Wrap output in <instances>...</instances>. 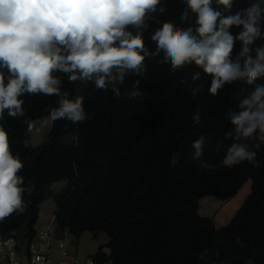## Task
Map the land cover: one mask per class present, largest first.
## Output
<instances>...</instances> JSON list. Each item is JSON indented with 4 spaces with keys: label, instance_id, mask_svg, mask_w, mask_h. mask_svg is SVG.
Here are the masks:
<instances>
[{
    "label": "trees",
    "instance_id": "16d2710c",
    "mask_svg": "<svg viewBox=\"0 0 264 264\" xmlns=\"http://www.w3.org/2000/svg\"><path fill=\"white\" fill-rule=\"evenodd\" d=\"M254 4L264 8V0H234L231 12L215 0L212 6L228 15ZM186 10L185 0H160L142 30L149 53L144 67L139 74L128 71L123 83L101 89L95 77L70 82L68 74L54 72L61 80V96L26 94L21 97L24 116L13 118L5 111L0 124L11 152L23 162L18 175L24 178L25 191L24 211L0 220L1 238L16 234L31 240L41 204L53 198L59 230L77 238L84 232L94 238L107 235L108 243L94 256L99 263L264 264V143L235 140L232 124L233 116L244 110L243 101L258 84L264 85V76L252 84L242 77L213 96L208 91L212 77L194 62L173 71L151 36L164 21L192 27L195 35V14L187 10L188 18L181 19ZM259 27V36L249 45L254 61L264 49V19ZM127 30L136 34L131 27ZM240 31L230 29L233 35ZM241 50L242 43L236 41L230 59L243 68ZM65 93L73 101L82 98L86 119L51 121L47 141L33 146L32 132L59 107ZM28 121H37L32 132ZM198 141L199 157L194 146ZM234 143L256 151V163L224 166ZM62 180L68 182L65 189L53 193L52 184ZM249 180L251 192L230 223L218 227L200 215L201 199L230 200Z\"/></svg>",
    "mask_w": 264,
    "mask_h": 264
},
{
    "label": "clouds",
    "instance_id": "9594fccd",
    "mask_svg": "<svg viewBox=\"0 0 264 264\" xmlns=\"http://www.w3.org/2000/svg\"><path fill=\"white\" fill-rule=\"evenodd\" d=\"M215 2L231 12L234 0ZM185 3L195 14V35L192 27L178 28L164 21L151 36L157 52L164 51L173 71L194 62L212 77L208 91L213 96L225 84L242 77H248L252 84L264 76V49L258 50L255 61L248 55L249 45L260 34L264 8L254 4L223 15L212 6L213 0ZM159 4L160 0H0V120L5 111L13 118L24 116L21 97L26 94L61 96V80L54 72L68 74L70 82L95 77L96 87L101 89L123 83L128 71L139 74L149 55L142 30L147 29L149 14L155 13ZM187 10L182 20L188 18ZM159 11L163 13L165 8ZM233 26L241 28L237 35L230 32ZM129 27L136 30L135 35L127 30ZM236 41L242 43L243 68L238 60L230 59ZM197 78L198 74L193 77ZM113 90L119 96V89ZM241 108L244 110L232 118L234 139L264 143V85L258 84ZM64 118L74 123L86 119L82 98L73 101L67 93L63 95L48 120ZM193 119L199 123V115ZM36 125L37 121H28V131ZM24 143L27 146V140ZM194 146L199 157L201 142ZM256 155L247 144L234 143L223 165L232 167L244 161L255 164ZM23 167L20 157L11 152L8 133L0 124V220L24 211V178L18 175Z\"/></svg>",
    "mask_w": 264,
    "mask_h": 264
},
{
    "label": "rangeland",
    "instance_id": "374dc122",
    "mask_svg": "<svg viewBox=\"0 0 264 264\" xmlns=\"http://www.w3.org/2000/svg\"><path fill=\"white\" fill-rule=\"evenodd\" d=\"M45 121H47L45 123ZM52 128V122L48 117L44 118L42 123L32 132L30 140L33 146H38L47 141V137ZM65 180L55 182L50 187L53 193L62 192L67 186ZM251 192V180L247 181L239 190L238 194L227 201L219 200L215 197L208 196L200 201V215L214 219L216 226H225L233 219L237 211L243 205L245 199ZM42 209L45 214L53 215L57 211V206L53 198L42 203ZM66 239H74L77 243V257L86 259L90 256L91 251H98L101 245H106L109 241L106 234L101 233L94 238L90 232H84L79 238L71 233L66 234Z\"/></svg>",
    "mask_w": 264,
    "mask_h": 264
},
{
    "label": "built area",
    "instance_id": "2783aa9c",
    "mask_svg": "<svg viewBox=\"0 0 264 264\" xmlns=\"http://www.w3.org/2000/svg\"><path fill=\"white\" fill-rule=\"evenodd\" d=\"M57 229L54 213L31 240H22L16 234L1 238L0 254L7 264H110L99 263L93 256L79 259L70 252L65 237L57 235Z\"/></svg>",
    "mask_w": 264,
    "mask_h": 264
},
{
    "label": "crops",
    "instance_id": "0c3cea01",
    "mask_svg": "<svg viewBox=\"0 0 264 264\" xmlns=\"http://www.w3.org/2000/svg\"><path fill=\"white\" fill-rule=\"evenodd\" d=\"M50 217L51 216H49L48 214H45L43 212L42 204H41V206H40V213H39V219H38L37 224L35 225V229L37 230L40 227L44 226L49 221ZM67 233H70V232L68 230H59V229H57V235H59V236L62 235V236L65 237V239H66V234ZM19 236H21V235H19ZM0 239H1V236H0ZM66 240H67V242L69 244L70 252L73 255L77 256L78 255V250L75 248V247H77L76 241L74 239H70L69 241H68V239H66ZM101 246H103V245H101ZM105 251L107 253L109 252V250H107V249ZM97 252L98 251H95V250L91 251L90 256H93L94 257L97 254ZM55 254H56V256H58V252L56 250H55ZM0 264H7L5 258L1 254H0Z\"/></svg>",
    "mask_w": 264,
    "mask_h": 264
}]
</instances>
